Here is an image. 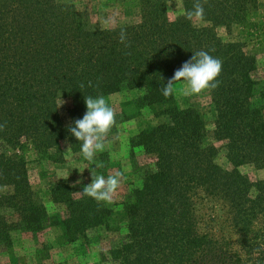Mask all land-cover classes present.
Masks as SVG:
<instances>
[{
	"label": "trees",
	"instance_id": "trees-1",
	"mask_svg": "<svg viewBox=\"0 0 264 264\" xmlns=\"http://www.w3.org/2000/svg\"><path fill=\"white\" fill-rule=\"evenodd\" d=\"M253 1L240 0L238 9ZM87 24L71 3L0 0V123L7 122L0 131V187L6 189L0 194V249L9 248L13 231L35 238L54 226L58 246L87 241L89 234L108 242L109 234H117L118 246L99 250L96 264H264V179L251 181L237 171L245 162L264 167V119L252 108L248 117L245 106L238 114L231 105H220L227 108L216 115L214 133L230 141L232 169L201 161L206 153L198 143L199 115L193 108L179 110L171 95H162L170 77L161 61L156 63L158 51L144 47L128 59L122 50H104ZM168 26L165 32L173 28ZM131 34L143 45L140 26L131 27ZM154 36L158 32L150 43ZM204 39L192 37L198 48ZM249 72L240 76L248 92ZM135 89L143 94L129 107L137 110L143 103L154 124L131 137L129 146L154 154V161L142 164L138 184L125 185L110 206L87 196L72 200L61 181L48 184L50 200L64 208L63 218L50 222L27 182L23 152L31 149L48 159V150L57 154L60 143H66L84 159L80 142L68 131L86 112L84 97ZM234 117L244 120L245 157L235 144L244 134L234 130L239 122ZM228 124L233 129L226 135ZM208 200L217 203V217L201 214L200 205ZM222 225L232 235L221 233Z\"/></svg>",
	"mask_w": 264,
	"mask_h": 264
},
{
	"label": "rangeland",
	"instance_id": "rangeland-1",
	"mask_svg": "<svg viewBox=\"0 0 264 264\" xmlns=\"http://www.w3.org/2000/svg\"><path fill=\"white\" fill-rule=\"evenodd\" d=\"M54 1L71 3L84 13L88 33L95 35L99 44L103 43L104 50L109 48H114L115 51L122 50L128 59L134 58L135 52L144 47L157 50L156 63L161 61L170 79L183 63L191 59L192 53L198 50H205L222 60V71L218 77L219 86L216 89L198 95H186L185 86L178 82L171 98L173 106L179 110L193 108L199 115L198 143L202 153H206V159L202 157L201 161H213L222 170L232 169L228 154L230 141L223 138L224 135L220 138L216 136L214 121L218 112L225 111L229 105L238 114L240 106H245L243 114L248 117L253 116L252 113H248V109H255L258 112L257 118L264 119V0L246 3L245 7L247 5L248 8L245 10L238 9L240 0H236V3L233 0H201L205 12L204 22L188 21L183 15L185 9L192 8L194 0H174L175 3L169 6H166L168 0ZM169 10L176 11L175 15L168 14ZM168 25L173 26L171 33L165 32L169 28ZM137 26H140L145 34L143 45L132 39L131 27ZM121 29L127 34L129 44L127 49L123 48L119 39H116ZM153 32H158L159 36H154L155 40L150 43L149 39ZM198 34L205 38L204 44L200 43V48L192 40V37L198 38ZM144 59L147 57L144 56ZM165 64H168L167 67ZM248 69L250 72L247 78L252 83V88H249L252 95L240 81V76ZM142 94L143 91L138 89L122 90L105 97L116 113L117 123L113 127V133H109L104 142V150L97 153L93 163L103 165L96 168L98 174L107 177L119 171L124 177L112 201L102 202L106 206L119 201L125 185L136 186L140 175L139 168L144 163H151L155 158L154 154L146 155L141 149L129 146L131 137L139 130L154 124V119L147 108L143 107V103L137 110L129 107V104L142 97ZM222 104L227 107L220 106ZM234 119L239 121L234 130H242L244 134L243 137L236 139L235 144L244 150L240 153L245 157L249 152L245 142L247 134L241 125L244 120L240 117ZM232 129L228 124L225 129L226 135L231 134ZM46 153L48 159L39 158L29 149L23 152L22 160L27 182L41 200L49 221L52 222L63 218L64 208L50 200L48 184L55 181L63 182L65 187L62 191L68 192L72 200H77L81 196L77 192H82L83 187L91 183L88 168L94 170L95 165L80 159V152L72 153L66 143H60L57 154L51 150ZM237 171L251 181L264 179V167L256 169L252 163L241 164ZM78 180L81 181L80 184L76 183ZM5 191V188L0 187V194H4ZM218 208L215 201L208 200L200 205V212L203 215L217 217ZM221 229L224 235H232L225 225H222ZM58 234L54 226L46 228L35 238L19 231L11 232L9 248L0 249V264H96L99 250L118 246L117 234H109L108 242L99 243V240L95 241L89 234L87 241L78 239L58 246L55 242ZM237 248L239 255L244 257V249Z\"/></svg>",
	"mask_w": 264,
	"mask_h": 264
},
{
	"label": "clouds",
	"instance_id": "clouds-1",
	"mask_svg": "<svg viewBox=\"0 0 264 264\" xmlns=\"http://www.w3.org/2000/svg\"><path fill=\"white\" fill-rule=\"evenodd\" d=\"M173 2L174 0H168L166 6L171 5ZM167 13L175 15L176 11L169 10ZM183 15L188 21L204 22L205 12L201 0H194L192 8L185 9ZM119 41L125 47L129 46L124 29L120 31ZM221 71L222 60L213 57L205 50H198L192 53L189 61L183 63L174 72L172 78L163 85L161 93L165 97L172 95L178 82L183 83L185 86L186 95H198L205 91H212L219 86L218 77ZM63 103L64 101L61 100L60 106ZM84 103L86 106L85 114L81 119H77L69 125L68 131L71 136L80 142L83 158L90 164L95 165L93 162L97 153L104 150V142L116 124V113L102 95L95 98L92 96L84 97ZM6 127V121L0 123V131H4ZM102 166V164L95 165L94 170L88 168L91 183L83 187L82 192L77 193L81 196L90 197L97 202H111L124 177L123 173L119 171L107 177L98 174L96 168ZM76 183L80 184L81 181L78 180Z\"/></svg>",
	"mask_w": 264,
	"mask_h": 264
}]
</instances>
